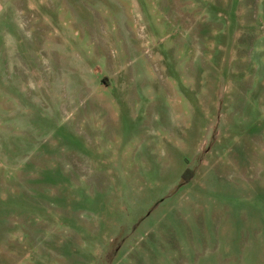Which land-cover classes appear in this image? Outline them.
Returning <instances> with one entry per match:
<instances>
[{"label":"rangeland","instance_id":"rangeland-1","mask_svg":"<svg viewBox=\"0 0 264 264\" xmlns=\"http://www.w3.org/2000/svg\"><path fill=\"white\" fill-rule=\"evenodd\" d=\"M0 264H264V0H0Z\"/></svg>","mask_w":264,"mask_h":264}]
</instances>
